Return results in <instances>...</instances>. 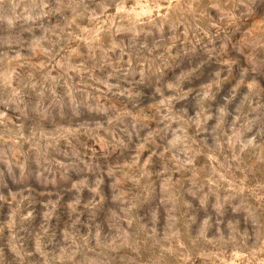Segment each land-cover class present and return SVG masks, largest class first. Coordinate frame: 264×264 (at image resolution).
Returning a JSON list of instances; mask_svg holds the SVG:
<instances>
[{"label": "clouds", "instance_id": "9594fccd", "mask_svg": "<svg viewBox=\"0 0 264 264\" xmlns=\"http://www.w3.org/2000/svg\"><path fill=\"white\" fill-rule=\"evenodd\" d=\"M0 161V264H264V0H0Z\"/></svg>", "mask_w": 264, "mask_h": 264}, {"label": "rangeland", "instance_id": "374dc122", "mask_svg": "<svg viewBox=\"0 0 264 264\" xmlns=\"http://www.w3.org/2000/svg\"><path fill=\"white\" fill-rule=\"evenodd\" d=\"M35 167L34 161H28L25 163V174L27 179L19 184L13 183L12 177L7 175L5 170V175L3 176V184L6 187H0V195H3L6 199L0 200V223L8 225V221L12 218L13 207L9 205V201L11 200V193L20 192L22 195L30 196V199L24 201L20 205L21 214L25 213V209L34 210L39 213L38 219H43V210L44 205L47 203L48 197L46 194L50 191L44 185L38 183V181L28 173L32 168ZM0 169H5V164L3 161H0ZM14 175L19 177L20 169L14 168ZM66 198V197H65ZM50 223H55V219L50 221Z\"/></svg>", "mask_w": 264, "mask_h": 264}]
</instances>
